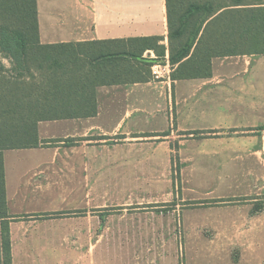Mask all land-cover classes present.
I'll return each instance as SVG.
<instances>
[{
  "label": "crops",
  "instance_id": "0c3cea01",
  "mask_svg": "<svg viewBox=\"0 0 264 264\" xmlns=\"http://www.w3.org/2000/svg\"><path fill=\"white\" fill-rule=\"evenodd\" d=\"M35 3L40 45L158 36L168 52L165 0ZM210 67L204 78L98 85L94 115L37 123L40 141L58 142L3 151L11 264H96V241L175 242L183 231L201 256L264 264V55L214 57ZM144 188L155 203L176 201L166 233L158 215L144 230L122 220L137 214L127 207L118 226L105 214Z\"/></svg>",
  "mask_w": 264,
  "mask_h": 264
},
{
  "label": "trees",
  "instance_id": "16d2710c",
  "mask_svg": "<svg viewBox=\"0 0 264 264\" xmlns=\"http://www.w3.org/2000/svg\"><path fill=\"white\" fill-rule=\"evenodd\" d=\"M165 6L173 80L210 76L214 57L264 55V0H165ZM1 10L0 57L11 66L0 64V264H11L3 151L58 142L40 141L37 123L94 115L96 86L146 81L133 78L136 65L164 56L166 47L158 36L40 45L35 0H0ZM147 50L155 58L144 57Z\"/></svg>",
  "mask_w": 264,
  "mask_h": 264
},
{
  "label": "rangeland",
  "instance_id": "374dc122",
  "mask_svg": "<svg viewBox=\"0 0 264 264\" xmlns=\"http://www.w3.org/2000/svg\"><path fill=\"white\" fill-rule=\"evenodd\" d=\"M258 1V0H257ZM2 10L0 11V24L2 22L1 15ZM151 51V50H150ZM153 52V51H152ZM154 53V52H153ZM148 51H146L143 56L146 57L148 55ZM150 56V55H149ZM151 57V56H150ZM163 56L156 58L151 63H143L138 62L136 65L139 69V73L135 74L133 78L141 79L146 77H152L151 75V66L156 63H161L160 60ZM152 58H155V54ZM0 64L5 68L8 67V64L4 63V60H1ZM173 68V67H172ZM142 72V73H141ZM141 73V74H140ZM153 79V77H152ZM144 160V168H151V158L153 156H143ZM160 158V159H159ZM159 168L166 169L168 168V156H158ZM171 159V169L174 171L178 168L177 166V156H170ZM108 162V161H107ZM106 162V163H107ZM116 161L111 160L108 163H112V168L115 167L114 164ZM118 164V162H117ZM151 179V178H145ZM167 178L161 177V180H165ZM171 179L174 182L177 180V174L172 173ZM167 187H165V191H167ZM144 191H140V197L133 200H116L111 202V206L109 207V213L105 212V214H112L111 222L114 226H118V223L121 220V213L124 212L125 207L128 208V212H136L135 218L128 216L127 219H122L123 221L128 222H137L139 226H142L144 230L150 229L153 227L152 223L156 222V218L159 216L160 229L161 232L168 231L167 217H177V213H172L174 205L176 201H167V202H159L155 203L149 194ZM162 191V190H161ZM163 192L162 194H164ZM164 196V195H163ZM166 195L164 196V198ZM163 198V197H162ZM163 198V199H164ZM157 206V207H156ZM181 209V207H180ZM123 217V216H122ZM164 222V224H163ZM181 233V231H180ZM183 231V241L179 239L175 242L168 240H142V241H119V240H111V241H96V247L94 252L96 258V264H223V259L219 255H207V254H199L194 249V246H198L200 241L194 240L193 238H186V235ZM181 238V234H180ZM179 243H183L184 250H180L179 252H175L172 249H169L171 245H179ZM92 253V252H91ZM93 254V253H92Z\"/></svg>",
  "mask_w": 264,
  "mask_h": 264
},
{
  "label": "built area",
  "instance_id": "2783aa9c",
  "mask_svg": "<svg viewBox=\"0 0 264 264\" xmlns=\"http://www.w3.org/2000/svg\"><path fill=\"white\" fill-rule=\"evenodd\" d=\"M161 63L153 64L151 68V75L154 80H164L170 78V73L172 71V64L169 61L168 52L166 51Z\"/></svg>",
  "mask_w": 264,
  "mask_h": 264
}]
</instances>
